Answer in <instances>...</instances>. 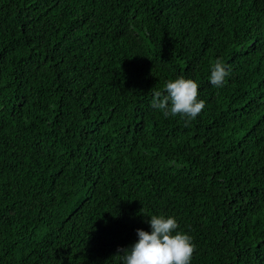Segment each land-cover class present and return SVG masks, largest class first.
I'll return each mask as SVG.
<instances>
[{
	"label": "trees",
	"instance_id": "1",
	"mask_svg": "<svg viewBox=\"0 0 264 264\" xmlns=\"http://www.w3.org/2000/svg\"><path fill=\"white\" fill-rule=\"evenodd\" d=\"M180 76L194 120L152 107ZM154 214L264 264V0H0V264H120Z\"/></svg>",
	"mask_w": 264,
	"mask_h": 264
},
{
	"label": "clouds",
	"instance_id": "2",
	"mask_svg": "<svg viewBox=\"0 0 264 264\" xmlns=\"http://www.w3.org/2000/svg\"><path fill=\"white\" fill-rule=\"evenodd\" d=\"M230 75V69L217 60L212 66L209 82L223 87ZM164 93L156 92L152 107L161 111L165 118L177 115L194 120L205 107L198 99V83L184 76L169 80ZM149 230L137 229V239L126 248L118 249L120 264H191L195 251L192 237L178 231L179 224L174 216L151 215L146 220Z\"/></svg>",
	"mask_w": 264,
	"mask_h": 264
}]
</instances>
